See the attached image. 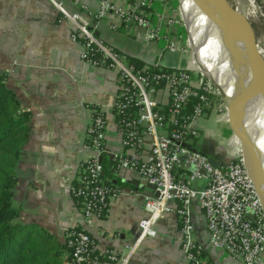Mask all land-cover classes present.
Wrapping results in <instances>:
<instances>
[{"label": "built area", "instance_id": "2783aa9c", "mask_svg": "<svg viewBox=\"0 0 264 264\" xmlns=\"http://www.w3.org/2000/svg\"><path fill=\"white\" fill-rule=\"evenodd\" d=\"M159 4L165 6L167 15L156 27L152 9ZM55 6L62 19L73 25L70 39L82 47L80 60L91 67L109 68L118 76L112 112L122 133L124 150L134 153H111L113 172L135 173L155 186L157 192V196L145 197V217L138 223L139 236L133 245L125 247V256L114 250L100 253L83 227L66 236L71 252L68 264H126L144 239L156 236V222L169 212L178 218L179 245L188 263L209 264L204 245L194 234L193 197L198 199L204 217L207 246L226 253L238 264H264V209L242 155L234 149L229 162L213 167L207 156L185 147L196 148L200 138L198 120L212 116L218 120L219 93L198 69L178 1L128 0L127 6L122 7L112 0H99L96 11L83 5L73 13ZM108 15L118 19L124 31L138 41H164L167 53L179 54L187 60L186 65L182 69H167L156 63L145 71L127 63L95 33L96 23ZM106 126L102 111L94 108L85 144L93 155L80 165L81 173L70 188L80 204L86 227L103 219L120 194V189L104 178L101 159L107 153ZM144 147L147 152L141 157L138 153ZM196 182H202V187L193 188Z\"/></svg>", "mask_w": 264, "mask_h": 264}, {"label": "crops", "instance_id": "0c3cea01", "mask_svg": "<svg viewBox=\"0 0 264 264\" xmlns=\"http://www.w3.org/2000/svg\"><path fill=\"white\" fill-rule=\"evenodd\" d=\"M112 1L122 7L128 3ZM55 4L70 13L83 5L94 12L99 0H0V72L7 73V85L30 114V138L22 147L15 168L13 205L19 209L20 222L36 223L60 239L73 229L85 227L100 253L114 250L125 256V247L133 245L139 236L138 223L145 217L144 199L157 192L135 173L113 172L111 153H134L124 150L122 133L112 112L118 76L109 68L91 67L80 60L82 47L70 39L73 25L62 19ZM164 7L159 4L152 9L156 27L167 15ZM96 24V35L136 68L147 71L156 63L167 69L183 68V57L167 53L164 41H138L112 15ZM96 107L107 121V153L101 159L104 178L117 186L120 194L103 219L86 227L80 204L70 188L81 173L80 165L93 155L85 144L86 129ZM213 118L196 122L200 131L196 148L227 163L233 157V144L227 146L231 142L227 126ZM225 119L230 125L234 122L229 112ZM222 148L231 150V155L224 158ZM146 152L144 147L138 154L145 157ZM202 185L196 182L193 188ZM191 215L195 237L204 245L208 263L238 264L226 253L207 246L205 221L196 197L191 200ZM154 229L156 236L144 239L126 264H189L180 249L177 216L173 212L164 214Z\"/></svg>", "mask_w": 264, "mask_h": 264}, {"label": "trees", "instance_id": "16d2710c", "mask_svg": "<svg viewBox=\"0 0 264 264\" xmlns=\"http://www.w3.org/2000/svg\"><path fill=\"white\" fill-rule=\"evenodd\" d=\"M7 77L0 72V264H68L71 252L66 238L36 223L20 222L19 209L13 205L15 168L30 138V114L7 85Z\"/></svg>", "mask_w": 264, "mask_h": 264}, {"label": "water", "instance_id": "95a60500", "mask_svg": "<svg viewBox=\"0 0 264 264\" xmlns=\"http://www.w3.org/2000/svg\"><path fill=\"white\" fill-rule=\"evenodd\" d=\"M187 35L196 54V62L200 73L220 91L219 94L226 98L225 84L228 80L230 69L227 65L219 66L212 61L210 54L203 48L197 29V19L209 18L216 24L227 26L233 45L238 50L246 66L249 78L254 77V83L264 96V48L259 46L256 33L248 17L234 7L229 0H178ZM226 109L232 115L234 122L230 127L239 142L243 143V160L245 165V152L250 150L248 131L238 121L236 110L226 98ZM237 135V136H236ZM192 152L201 153L208 157L210 164L217 167L221 163L204 152L191 146H185ZM148 188L155 190V186L148 184ZM157 196V195H156Z\"/></svg>", "mask_w": 264, "mask_h": 264}, {"label": "bare ground", "instance_id": "6f19581e", "mask_svg": "<svg viewBox=\"0 0 264 264\" xmlns=\"http://www.w3.org/2000/svg\"><path fill=\"white\" fill-rule=\"evenodd\" d=\"M253 1L249 0V7ZM231 4L245 14L238 6V0H234ZM197 29L202 46L210 54L212 61L218 63L219 66L227 65L230 69L225 84L226 98L230 103L235 102L238 112L236 117L248 131L251 148L244 150L246 158L244 166L264 209V151L262 150V143H264V96L261 100L260 95L255 93V90L261 92L254 83V77L249 78L246 66L240 53L233 45V39L230 37L227 26L216 24L209 18L202 17L197 19ZM256 130L261 134H258ZM238 138L235 142H239ZM256 140L258 146L255 144ZM258 150L263 151L262 154Z\"/></svg>", "mask_w": 264, "mask_h": 264}, {"label": "rangeland", "instance_id": "374dc122", "mask_svg": "<svg viewBox=\"0 0 264 264\" xmlns=\"http://www.w3.org/2000/svg\"><path fill=\"white\" fill-rule=\"evenodd\" d=\"M233 1L234 0H229L230 3H232ZM238 2H239L238 6L241 8V10H243L245 12V15L248 17L252 27L255 30L256 38L259 41V46L264 48V3H263L264 0H254L253 3L250 5V7L248 6L249 0H238ZM254 5H255V7L253 8ZM178 55L179 54H177L175 56L178 57ZM186 63H187V60L185 58H182L181 66L184 67L186 65ZM219 92L220 91H218V93ZM255 93L260 95L261 100H263V95L261 93L257 92L256 90H255ZM225 100H226L225 93H224V95H223V93H222V95L219 94V108H218L219 111L216 113V116H218L217 121H218V123L224 122L223 125L227 126L229 138L231 139V142L228 141L227 146L229 147L231 144H233V148L236 149L237 151H239L240 155H242V157H243V155H244L243 143L235 142V140H237V137H235L233 135L232 128L230 127V124L225 122L226 113H227ZM231 106L234 108V110H236V114H237V107L235 105V102L232 101ZM256 132L258 134H261L257 130H256ZM255 144L258 146L257 140H256ZM219 146H220V144L217 143L216 147H219ZM262 147H263L262 150L264 151V143H263ZM258 151L261 152L260 150H258ZM262 152H261V154H262ZM231 153H232L231 150H224L222 148V154H223L224 158L230 156ZM263 154H264V152H263Z\"/></svg>", "mask_w": 264, "mask_h": 264}]
</instances>
